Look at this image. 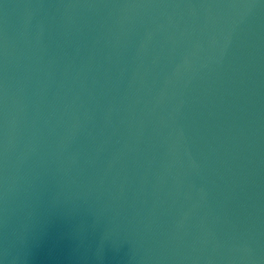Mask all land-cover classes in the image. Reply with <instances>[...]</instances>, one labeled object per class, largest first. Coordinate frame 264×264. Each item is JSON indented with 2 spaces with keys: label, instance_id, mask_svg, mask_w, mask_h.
<instances>
[{
  "label": "water",
  "instance_id": "1",
  "mask_svg": "<svg viewBox=\"0 0 264 264\" xmlns=\"http://www.w3.org/2000/svg\"><path fill=\"white\" fill-rule=\"evenodd\" d=\"M0 264H264V0H0Z\"/></svg>",
  "mask_w": 264,
  "mask_h": 264
}]
</instances>
